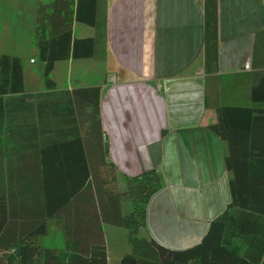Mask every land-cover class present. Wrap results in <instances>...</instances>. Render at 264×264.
<instances>
[{
    "label": "crops",
    "instance_id": "0c3cea01",
    "mask_svg": "<svg viewBox=\"0 0 264 264\" xmlns=\"http://www.w3.org/2000/svg\"><path fill=\"white\" fill-rule=\"evenodd\" d=\"M52 1L6 0L0 9L5 8L13 20L22 17L35 25L37 10ZM205 3L98 0L99 29L94 28L91 36L97 39L96 52L102 51L103 81L92 86L102 87V126L109 161L117 169L118 188L124 192L127 177L146 171L156 170L162 176L163 187L148 204L147 225L140 234L172 250L198 244L209 223L231 201L225 159L229 146L210 129L219 121L218 110L264 112V0L217 1V61L207 58ZM78 26L89 27L74 23V38ZM84 38L90 37L76 39ZM12 56L23 60L25 95L46 92L43 70L38 73L21 55ZM75 61L55 65L51 79L58 90L79 87L61 88L53 79L58 65ZM12 98L4 97L9 101L3 107L4 124L15 112L22 117L35 102ZM231 121L238 129L253 124L241 116ZM12 136L4 126L0 166H4L7 184L24 179L25 168L31 166L23 141L15 143ZM16 148L22 149L20 154ZM13 184L7 190L9 219L19 215L17 210L24 202L23 196H13L20 193V185ZM129 205L122 203L123 213L125 208L129 213ZM109 227L103 225L106 241L112 231ZM40 241L44 247L62 250V221L49 219L47 234ZM107 253L109 264L108 247Z\"/></svg>",
    "mask_w": 264,
    "mask_h": 264
},
{
    "label": "trees",
    "instance_id": "16d2710c",
    "mask_svg": "<svg viewBox=\"0 0 264 264\" xmlns=\"http://www.w3.org/2000/svg\"><path fill=\"white\" fill-rule=\"evenodd\" d=\"M217 1L205 3L207 58L214 61ZM97 4L98 0H53L37 10L34 37L46 92L25 95L22 58L0 55V132L6 126L15 143L23 141L31 164L24 179L8 183L19 184L20 193L13 196L24 199L19 215L10 219L9 189L0 166V264H108L103 225L127 230L131 250L119 264H264V112L218 110L219 121L210 129L229 146L225 159L231 201L198 244L172 250L140 234L147 225L148 204L163 187L162 176L150 170L127 177L126 190L120 192L102 126V87L58 90L51 79L57 63L94 57L97 39L74 38V23L99 29ZM10 96L35 102L22 117L15 112L4 124L3 107L9 102L4 97ZM238 116L253 124L233 127L231 120ZM124 201L131 204L128 214L122 210ZM54 218L63 223L62 250L40 241Z\"/></svg>",
    "mask_w": 264,
    "mask_h": 264
},
{
    "label": "rangeland",
    "instance_id": "374dc122",
    "mask_svg": "<svg viewBox=\"0 0 264 264\" xmlns=\"http://www.w3.org/2000/svg\"><path fill=\"white\" fill-rule=\"evenodd\" d=\"M0 4H7V2L1 0ZM21 18H19L20 20H13L5 8L0 9V53L21 55L29 64L28 67L39 73L43 67L35 46L36 24L31 25L30 21ZM94 32V28L78 26L75 29V37H91ZM101 54L102 51L97 49L92 58L58 65L53 74V79L59 83L61 88H65L67 85L86 87L100 84L103 81ZM30 60L36 64H30ZM129 206L131 209V204ZM125 210L124 213L127 214L128 208ZM109 228L112 230L108 232L106 241L109 250V264H119L122 253H129L131 250L127 241V230L113 226Z\"/></svg>",
    "mask_w": 264,
    "mask_h": 264
},
{
    "label": "built area",
    "instance_id": "2783aa9c",
    "mask_svg": "<svg viewBox=\"0 0 264 264\" xmlns=\"http://www.w3.org/2000/svg\"><path fill=\"white\" fill-rule=\"evenodd\" d=\"M33 62V61H32ZM250 67V64H247L246 66H245V68L246 69H248Z\"/></svg>",
    "mask_w": 264,
    "mask_h": 264
}]
</instances>
